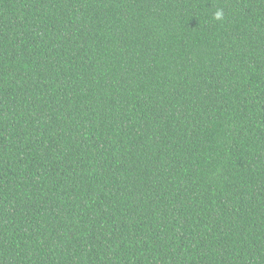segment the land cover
I'll use <instances>...</instances> for the list:
<instances>
[{
    "label": "trees",
    "instance_id": "trees-1",
    "mask_svg": "<svg viewBox=\"0 0 264 264\" xmlns=\"http://www.w3.org/2000/svg\"><path fill=\"white\" fill-rule=\"evenodd\" d=\"M0 264H264V0H0Z\"/></svg>",
    "mask_w": 264,
    "mask_h": 264
},
{
    "label": "clouds",
    "instance_id": "clouds-1",
    "mask_svg": "<svg viewBox=\"0 0 264 264\" xmlns=\"http://www.w3.org/2000/svg\"><path fill=\"white\" fill-rule=\"evenodd\" d=\"M222 16H223V13L220 12V11H218V12L216 13L215 18H216V19H222Z\"/></svg>",
    "mask_w": 264,
    "mask_h": 264
}]
</instances>
